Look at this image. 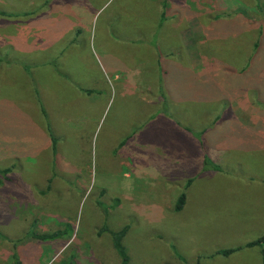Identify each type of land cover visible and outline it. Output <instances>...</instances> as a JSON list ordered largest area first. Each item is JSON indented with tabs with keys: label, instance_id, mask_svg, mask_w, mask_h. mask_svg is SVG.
<instances>
[{
	"label": "rangeland",
	"instance_id": "obj_1",
	"mask_svg": "<svg viewBox=\"0 0 264 264\" xmlns=\"http://www.w3.org/2000/svg\"><path fill=\"white\" fill-rule=\"evenodd\" d=\"M161 1L166 3V13L175 12L161 33L170 35L180 28L192 43L201 33L215 38L201 40L200 45L194 42L193 47L208 48L211 53L199 58L200 65L214 68V72H201L194 86H190L191 76L186 72L175 73L184 76L183 81L177 84L175 77L173 80L170 59L178 54L171 58L170 51L166 56L159 54V68L168 71L164 77L168 87L185 97L199 98L193 107L187 106L182 117L173 113L177 126L167 114L161 128L169 134L178 128L176 139L169 136L172 146L178 135L185 139L181 134L184 130L192 128L195 136V131L205 126L200 141L208 138L212 147L204 145L211 152H205L202 164L218 170L223 163L216 159L224 153L229 167L234 172L250 173L253 184H244L235 204L229 197L233 177L224 181L216 178L210 191L196 199L193 188L185 190V180L177 174V160L186 158L187 153L168 151L165 136L158 147L142 142L117 151L114 143L121 130L113 126L117 114L113 103L107 116L100 117L92 104L71 100L66 121L59 122L42 112L24 115L14 104L0 101V169H7L5 177L0 176V259H7V264H121L109 233L100 229L103 226L114 232L125 228L120 244L126 264H264V253L258 246H244L264 233L256 222L261 199L253 188L264 185L258 183L264 177V165L252 158L264 155V0H84L81 9L76 4L63 8L59 24L40 25L44 29H27L18 35L12 41L15 50L25 53L18 65L28 73L45 57L47 61L50 53L52 65L57 58V63L66 67L69 63L73 67L87 64L90 70L86 75L96 79L99 52L109 56L133 46L135 41L130 38L134 36L160 31V17L152 16V9ZM207 1L215 7L200 14V6ZM51 11L58 13L60 9ZM195 11L200 14L201 27L190 22ZM76 30L78 34L73 35ZM70 36L71 49L79 58L76 61L68 56ZM164 39L176 47V40L167 35ZM155 43L153 40L151 47L168 48ZM240 43L249 50L247 70L226 72L227 66L244 63L236 48ZM59 49L62 55L53 56ZM37 50H45L41 52L44 58L27 54ZM178 61L174 63L180 67ZM1 62L12 63L4 57ZM116 62L122 65V61ZM49 77L52 81L48 83L50 78L46 77L41 83L60 89L57 80ZM42 94L39 102L46 106L51 98ZM236 97L242 103L234 101ZM213 111L217 113L215 121L207 119ZM51 141H55L54 151L48 150ZM154 167L163 177L166 174L165 179L158 174L157 179L148 176L147 172L155 174ZM187 170L192 172V167H185L182 174ZM180 193L187 194L186 204L182 211H175ZM233 211L240 213L236 222ZM199 216L210 217V223ZM239 246L229 255L216 253Z\"/></svg>",
	"mask_w": 264,
	"mask_h": 264
},
{
	"label": "crops",
	"instance_id": "obj_2",
	"mask_svg": "<svg viewBox=\"0 0 264 264\" xmlns=\"http://www.w3.org/2000/svg\"><path fill=\"white\" fill-rule=\"evenodd\" d=\"M72 4L80 6L81 9L84 6V0H0V41H2L0 42V58L4 57L5 62H12H1L3 64L0 65L1 103L8 104L10 102L11 104H14L16 106L14 109L17 112L24 113V115L25 113L30 114V112H36L38 115H40L41 112L46 113L49 120H57L59 122L62 120L66 121V113H69L71 100L79 102V104H92L97 111L100 112V117H103L104 115L107 116L113 103L114 111L117 110V114L113 117V126L114 128L121 130L120 139L114 143V146L119 148L117 150L118 152L124 150L125 147L135 148L142 142L158 147L161 144L162 137L165 136L167 141L166 148L168 151L174 150L180 153H187V155H185L186 158L177 160L179 163L177 174L185 180L183 186L185 190L193 188L195 197L199 200L201 199V193L210 191L211 183H214L216 178H220L224 181L225 178L232 176V183L234 184L229 197L230 199H234L233 203L236 204V199L239 194L238 192H241L244 184H253L251 183L253 177L250 176V173H239L236 170L234 172V169L229 167L231 165L228 163V160H226L227 157L224 153L218 156V158L216 157L217 161L223 163V165H219L218 170L209 167L207 164H205V166L202 164L204 161L203 159L205 158V152H211L206 150L204 145L212 147L211 141L208 138H202L203 143L200 141V134L206 130H203L205 126L195 131L196 137L194 136L192 128H190L189 132L184 130L181 134L185 139H188L189 144L185 145V139L180 138L178 135L177 143L172 146L169 136H175L176 139L178 128L172 130L170 134L169 132L164 133V129L161 128V120H164L167 117V114L170 116L169 119L171 123L174 126H177L178 122H173V113L176 114V116H181V113H184L187 110V106L189 105L193 107L194 102L199 98L185 97L183 94L179 93L178 89L173 91L168 87L164 79L168 74V71L167 69L163 70L159 68V64H161L158 60L159 54L161 56H166V51L172 53L169 54V57L170 55L178 54L176 59L172 60L170 57V62L173 63L170 65L172 66L174 73L172 78L174 80L175 77L176 81H174L178 84L180 81L184 80V76L179 77L178 75H175V73L178 74L181 71L186 72L191 76L190 86H194L200 81L202 77L201 72H214V68L211 67L210 64L200 65L199 63V58L202 55L205 56L211 54L208 48L207 50L202 47L197 49L196 47H193L194 42L200 45L201 40L205 42L215 38H208L206 33H201L200 35L197 34L196 38H193L192 43L191 39L189 37L186 38L184 31L180 28H175L173 34L170 35L167 33H161L163 26H165L168 19L175 15V12L166 13L164 11L166 3H162L161 1L160 5L156 3L153 4L155 9H152V16L160 17L157 26V29L160 31L157 34L151 32L146 37L134 36L130 38L135 41L133 46L129 45V48L123 50L118 49V52L109 53V56L107 53L103 54L102 52H99L100 65L97 64L99 75L96 79H92L91 77L88 78V75H86L88 73L87 70H90V66L87 64H79L73 67L72 64L69 63L66 67L64 64L57 63L59 59L57 58L56 60L54 59L55 65H52L50 53L47 61L44 60L46 57L44 58L41 52H44L45 50H37L36 53L28 52L27 54L43 57V63L38 64V67L33 66L28 73L22 71L18 63L23 61L21 56L25 53L21 50H15L16 46L12 41L18 35H23V32L27 29L32 31L37 28L44 29V27L40 25L48 23L59 24L58 22L60 21L57 20H60L59 16H62L63 8ZM159 6H161V10ZM213 7H215V5H210V1H207V3L204 2V5L200 6V14H203L205 10H209ZM217 7L223 8L222 5ZM51 8H59L60 11L57 13L56 11H51ZM200 14L195 11L191 15L190 22H192V25L201 27L200 25L203 24V22H200ZM70 17L71 16H69V18ZM77 34L78 31L76 30L73 35ZM166 35L171 37V39L176 40V47L164 39ZM153 40H156L155 44L164 45L168 48L160 49L151 47V45H153ZM72 41L73 37L70 36L67 41V49H71L70 45L72 44ZM49 42L50 41H47L46 43L49 44ZM255 45L256 43L254 44V47L253 45L251 47L255 48ZM236 48L244 63H241L240 66L236 67L227 66L224 68L226 72L241 73L242 71L247 70L246 64L248 62L249 50L247 49V46L244 47V44L242 43L237 44ZM8 49L10 50L9 52ZM67 49L64 48V54ZM68 53V56L71 59L72 56L74 57L72 61L79 59L76 57L77 51L71 49L68 50ZM252 54L254 56V50H252ZM61 55V49L53 53V56L60 57ZM116 60L122 61V65L117 63ZM177 61L179 62L180 67L174 63ZM69 62H71L70 59ZM166 68H168V66ZM159 73L161 74V80H159ZM49 76L57 80V83L59 84L58 88L60 89H51L50 86L46 87L44 83H41V80L46 79V77L50 78ZM50 81H52L51 78L48 83ZM5 83L8 86L2 88V84ZM42 87L47 89L44 90ZM42 93H46L44 95L45 98H51L46 106L44 103L39 102V98L43 95ZM234 101L242 103L240 97H236ZM188 112L190 113V111ZM241 113L242 112L239 111L240 118H242ZM216 114L215 111H213L211 115L208 113L207 119L215 121L217 117ZM191 121L192 119H190L192 125ZM208 125L211 126V123H208ZM212 125H214V123ZM152 137H154V139H151ZM49 145L50 148H48V150L54 151L55 141ZM252 158L262 160L260 164L264 165V155H253ZM208 160L210 161V159ZM212 163L215 164L214 162ZM188 166L192 167V172L187 170L188 172L185 175L182 174L184 168ZM154 172L155 174H153V172H147L148 176L157 179L156 174H158L161 178L165 179L166 174L165 177H163V174L157 170V167H154ZM249 176L250 178H248ZM258 183L264 184V177ZM253 188L256 189V194L261 199L260 214L258 215L256 222L263 227L264 231V185L254 186ZM166 193L168 192H165V194ZM161 194H164V192ZM186 198L187 194L184 193V202L179 209L181 211L186 204ZM239 215L240 213L238 211H233L231 214L234 221ZM199 217L206 220L207 224L211 221L208 216ZM219 250L221 249H218L217 251ZM6 260L7 259H0V264H7Z\"/></svg>",
	"mask_w": 264,
	"mask_h": 264
},
{
	"label": "trees",
	"instance_id": "obj_3",
	"mask_svg": "<svg viewBox=\"0 0 264 264\" xmlns=\"http://www.w3.org/2000/svg\"><path fill=\"white\" fill-rule=\"evenodd\" d=\"M6 172H7L6 168L0 169V176L5 177ZM183 202H184V194L180 193L176 198V201L174 204V210L175 211L179 210L181 208ZM100 229L109 233L110 239L112 242V246L115 249L116 253L118 254V257L121 258V259H119V261L121 262V264H126L127 259H126V256L124 254V250L122 249L121 244H120V238L124 234L125 228L123 230L117 231V232L110 231L108 228H105L104 226L101 227ZM52 234L58 235V232H54ZM254 245L259 247V250H260L261 254L263 255V253H264V233L262 235H260L259 237H257L256 239L249 241V242L244 244L245 247H250V246H254ZM240 247L241 246L234 247V248L221 249V250L217 251L216 253L221 254V255H228Z\"/></svg>",
	"mask_w": 264,
	"mask_h": 264
}]
</instances>
